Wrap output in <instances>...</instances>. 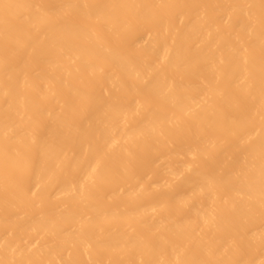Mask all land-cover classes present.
Returning <instances> with one entry per match:
<instances>
[{
    "label": "bare ground",
    "instance_id": "bare-ground-1",
    "mask_svg": "<svg viewBox=\"0 0 264 264\" xmlns=\"http://www.w3.org/2000/svg\"><path fill=\"white\" fill-rule=\"evenodd\" d=\"M0 264H264V0H0Z\"/></svg>",
    "mask_w": 264,
    "mask_h": 264
}]
</instances>
